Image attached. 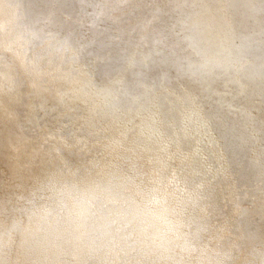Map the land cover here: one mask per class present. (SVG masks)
Listing matches in <instances>:
<instances>
[{"label": "bare ground", "instance_id": "1", "mask_svg": "<svg viewBox=\"0 0 264 264\" xmlns=\"http://www.w3.org/2000/svg\"><path fill=\"white\" fill-rule=\"evenodd\" d=\"M103 1L100 8L99 0H0V49L13 48L20 38L31 46L32 64L39 70L12 81V57L7 52L0 54V218L11 222L15 215L23 216L19 210L27 207L33 211L57 209L61 194L73 186L94 189L113 202L134 193L160 199L153 178L156 170L150 164L157 152L162 157V181L166 186H180L168 198L189 225L184 230L186 236L179 247H155L128 231L87 223L62 225L42 245L23 243L17 233L11 246L0 254V264H264V141L248 143L249 152L259 153L255 159L247 155L244 142L236 141L234 151L227 149L223 154L230 171L219 169L211 179V128L196 133L192 113L180 114L182 108L177 104L178 98L197 97L203 110L199 117L208 121L211 108L223 111L225 99L229 103L232 98L227 95L238 88L240 102L256 100L260 104L256 111L264 114V0H233L229 4L231 9L244 11L247 55L254 57L244 60L241 55V66L250 68L240 76L232 71V62L227 64V55L213 65L209 38L200 42L198 34L190 35L191 22L211 21L216 0ZM146 10H154L150 25L145 20ZM157 10H162L160 22ZM215 11L219 25L215 18L212 24L219 30L218 41L226 54L227 10ZM105 15L111 17L110 25H88V21L97 25ZM131 20L134 29L128 28ZM137 37L144 38V48L121 72L125 80L120 79L118 93L109 101L113 92L102 96L98 81L121 61ZM94 50L104 53L93 70H85L81 66L85 56ZM17 63L23 67L22 61ZM50 64L61 69L55 74L72 73L75 84L88 90L79 95L73 92L66 85L68 79L53 76ZM259 66L260 72L255 70ZM206 78H211V90L160 97V103L173 101L161 108L158 127L169 129L166 141L161 130L153 133L143 117L136 119L135 137L129 143L152 136V154L144 145L129 152L103 151L104 140L98 134L112 119L126 109H143L133 88L140 80L141 85L163 80L180 88L181 84L191 85V80ZM222 86H227L229 93H219ZM93 104L97 108L91 110ZM239 109L236 115L242 117V107ZM102 121L104 125L99 124ZM121 158L128 163L126 168ZM168 172L175 174V181H169ZM223 175L230 176L232 182L228 203L222 202L219 193Z\"/></svg>", "mask_w": 264, "mask_h": 264}, {"label": "rangeland", "instance_id": "2", "mask_svg": "<svg viewBox=\"0 0 264 264\" xmlns=\"http://www.w3.org/2000/svg\"><path fill=\"white\" fill-rule=\"evenodd\" d=\"M233 0H216L215 1V10L220 8H224L227 10L228 19L226 22V39L228 41V48L227 53L225 54L224 48L222 46V42L218 41L219 30L218 28L214 27L212 24L213 18L216 19L217 25H219V15L215 10H211V21L206 22L200 19L198 22L194 20L190 23V35L192 37H196L198 34V39L201 42L204 38H209L211 40V56L214 57L213 65H217L219 60L227 55V64L232 62L234 64V69L232 70L236 75L240 76V73H246V69L250 68L247 67L245 64L241 66L240 64V57L244 60H251L254 57L247 55L248 47H249V40H248V30H247V23H246V16L243 10H235L229 8V4ZM100 4L99 7L102 8L103 0H99ZM98 7V8H99ZM129 7V6H127ZM81 11V10H79ZM78 11V12H79ZM154 10H146L145 11V20L147 24H151L152 21V13ZM159 12V22L161 21V12L162 10H157ZM199 12L203 11L199 8ZM73 20V19H67ZM110 16H101L99 17L98 24H93L88 21V25L90 26H97L103 27L104 25H110L111 22ZM77 21L74 20L72 23H76ZM149 22V23H148ZM135 23L133 20L128 22V28L134 29ZM115 27H113L114 29ZM256 34V31L254 32ZM16 36H14L15 38ZM17 44H14L13 48H8L6 46L0 49V54H4L7 52L12 57L13 66L22 69L20 70L23 74L26 73H34L39 72L37 68L33 65V56L31 53V46L26 45L24 42L20 41V38L15 41ZM144 43V38L137 39L134 43H130L129 49L126 55H122L121 61L114 63L112 65L113 70L108 72L107 74L101 75V80L98 82V88L101 89L102 96L106 93L113 92V95L109 99H113L116 94L118 93L120 79L124 82L125 78H122L121 72L126 70L129 67L130 61L136 59L137 55L141 51ZM104 53L103 51L94 50L90 52L88 56H85L83 66L86 68H90L93 70L94 64L99 60V56ZM201 56L204 55V51H201ZM17 60L22 61L23 67H20L17 63ZM33 63V64H32ZM50 68L53 73L59 72L61 69L57 68L56 66L50 64ZM205 71L207 68H204ZM261 67H256V71L260 72L259 70ZM11 70V68H10ZM213 66L211 65V72L213 71ZM228 71L230 69L227 68ZM75 71H78L76 69ZM74 71V72H75ZM209 77V76H207ZM203 81L191 80V85L189 84H181L180 88H172L169 85L163 83V80L156 82V80L148 81L141 85V80L136 87L134 86V94L136 98L140 101L141 107L143 109L141 111H132L130 109L123 110L118 113V116L115 119H112L111 125L103 132L99 133L98 136H101L104 140L103 151L108 152L111 150L121 151V152H129L135 150L140 145L146 146V150L151 152L153 149L151 148L149 142L152 136L147 137L142 142H135L129 143V140L133 135V126L135 124L136 119L143 117V123L145 125H151L153 133L160 134V127L159 124L162 122L161 118V108L163 106H170L173 104L171 100H165L160 103L159 99L161 96L168 97V96H175L176 93H184V92H191L193 89L198 90H211L208 84L211 82V78L202 79ZM12 81H15L12 78ZM242 89L245 90V81L242 82ZM133 90V89H132ZM155 90H161L162 92L155 94ZM122 92V89H121ZM228 92L229 89L227 86H222L219 93ZM143 94V96L141 95ZM231 94V95H230ZM228 94V97H232L229 100V103L225 99L226 108L223 111H217L214 108H211V115L207 114V118L211 119V179L219 169H223L225 172L230 171V166L227 163H223V154H227V149L230 152H233L234 143L236 141H241L246 144V153L252 159H255L258 156V152H249L248 151V143L256 144L260 141H264V114L260 111H256V109H260V104L256 100H250L248 103L245 101L240 102L237 98L240 93L239 89L231 90V93ZM120 95V94H119ZM126 95V94H125ZM187 99L178 98L177 104L182 108L183 113H192L193 119H197L195 116V111L197 109L203 111L201 108V102L197 97H189L187 95ZM218 102V100H217ZM220 102V100H219ZM221 103V102H220ZM240 107H242V117H237V113L240 111ZM179 114V115H180ZM220 116V117H218ZM172 120V118H168ZM201 119V117H199ZM107 121V120H106ZM234 134L237 135V138L234 139ZM154 135V134H152ZM147 141V143H145ZM122 160V158L120 159ZM148 161V160H147ZM170 161V157L167 158L166 162ZM124 168L127 167L128 163L126 160L120 161ZM149 162V161H148ZM150 163V162H149ZM155 171V178L158 182L156 188L158 189V197L161 198L163 196H174L178 191L180 186H166V183L162 181L163 178V165H162V157L159 153L156 152L153 155V160L150 163ZM169 181H175V174L169 173ZM219 180V177L216 181ZM231 178L227 175H223L221 180L219 181V193L222 198V202L228 203V192L231 187ZM160 185H163V189H161ZM214 200L211 197V208L214 210ZM235 209V207H234Z\"/></svg>", "mask_w": 264, "mask_h": 264}, {"label": "clouds", "instance_id": "3", "mask_svg": "<svg viewBox=\"0 0 264 264\" xmlns=\"http://www.w3.org/2000/svg\"><path fill=\"white\" fill-rule=\"evenodd\" d=\"M19 211L24 215H15L11 222L0 218V254L11 246L17 233L23 243L42 245L62 225L87 223L106 230L128 231L155 247H179L186 236L184 230L189 226L183 213L168 197L150 200L134 193L113 202L94 189L79 186L61 194L57 209L23 208Z\"/></svg>", "mask_w": 264, "mask_h": 264}, {"label": "flooded vegetation", "instance_id": "4", "mask_svg": "<svg viewBox=\"0 0 264 264\" xmlns=\"http://www.w3.org/2000/svg\"><path fill=\"white\" fill-rule=\"evenodd\" d=\"M12 68L15 69V75H14L15 81H18L20 78H24L25 74H23L19 70V68L15 67V66H13ZM53 76L56 77V78L60 77L63 80L64 79H68L69 80V84H66V85L69 88L71 87V90L73 92L76 91L78 93V95L79 94H82V93H84L85 91L88 90V89L87 90H84L82 86H77L75 84V83H77V80H76L75 77H73V74L72 73L71 74H55ZM70 84H71V86H70ZM96 108H97V106L95 104H93L91 110L96 109ZM195 112H196L195 113V116H197V119H195V120L193 119V125H194L195 132L200 134V129H202V128H205L206 132H209L210 131V128H211V122H210L211 120L205 121V119H203V118L199 119V113L201 112V110L197 109ZM92 122H94V121H92ZM170 122H171V124H175V121L173 120V118H172V120H170ZM78 124H82L80 120H79V123ZM99 124L104 125L105 124V121H102ZM160 130H161V136L164 138V140L166 141L167 139H169L168 132H167L169 129L166 130V129L160 128Z\"/></svg>", "mask_w": 264, "mask_h": 264}]
</instances>
